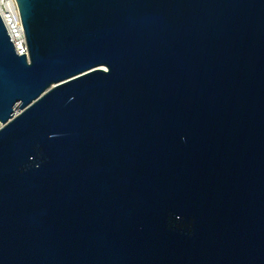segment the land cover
Listing matches in <instances>:
<instances>
[{
	"label": "water",
	"instance_id": "obj_1",
	"mask_svg": "<svg viewBox=\"0 0 264 264\" xmlns=\"http://www.w3.org/2000/svg\"><path fill=\"white\" fill-rule=\"evenodd\" d=\"M16 2L0 264H264V0Z\"/></svg>",
	"mask_w": 264,
	"mask_h": 264
},
{
	"label": "built area",
	"instance_id": "obj_2",
	"mask_svg": "<svg viewBox=\"0 0 264 264\" xmlns=\"http://www.w3.org/2000/svg\"><path fill=\"white\" fill-rule=\"evenodd\" d=\"M0 16L17 52L20 55L26 54V39L16 0H0Z\"/></svg>",
	"mask_w": 264,
	"mask_h": 264
},
{
	"label": "bare ground",
	"instance_id": "obj_3",
	"mask_svg": "<svg viewBox=\"0 0 264 264\" xmlns=\"http://www.w3.org/2000/svg\"><path fill=\"white\" fill-rule=\"evenodd\" d=\"M0 127H1V124H0Z\"/></svg>",
	"mask_w": 264,
	"mask_h": 264
}]
</instances>
